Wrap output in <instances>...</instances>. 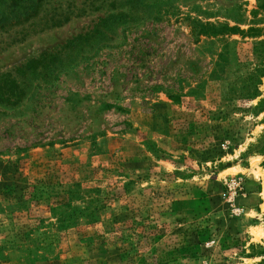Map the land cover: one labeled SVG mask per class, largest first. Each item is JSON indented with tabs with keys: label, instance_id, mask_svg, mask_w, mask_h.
<instances>
[{
	"label": "rangeland",
	"instance_id": "1",
	"mask_svg": "<svg viewBox=\"0 0 264 264\" xmlns=\"http://www.w3.org/2000/svg\"><path fill=\"white\" fill-rule=\"evenodd\" d=\"M0 1V264L263 261L264 0Z\"/></svg>",
	"mask_w": 264,
	"mask_h": 264
},
{
	"label": "trees",
	"instance_id": "2",
	"mask_svg": "<svg viewBox=\"0 0 264 264\" xmlns=\"http://www.w3.org/2000/svg\"><path fill=\"white\" fill-rule=\"evenodd\" d=\"M14 1V0H12ZM45 0H17L15 1V4L12 5H16L19 8L23 9V11H29V10H34V13L36 12V10L38 8L41 7V5L43 4ZM2 3V1H0V4ZM262 9H264V4L261 6ZM4 21H6L5 16L3 18L0 19V23H3ZM106 20H103L101 22V25L104 26L105 25ZM4 26V25H3ZM2 27V26H1ZM199 32L197 33L198 35H202V36H206V37H210L213 35H219L221 33V30L223 27L221 26V28H217L214 27L211 24L208 25H204V24H199ZM224 34H235V33H243V31L239 30L238 28H234V27H228V28H223ZM94 34L98 33V30H94L93 32ZM79 39H85L83 36H77L74 39H72L70 42L67 43V47H72L74 46ZM219 60L224 61L223 59V54H218ZM217 67L221 68L220 63L217 64ZM263 73V70L259 69V68H255L252 72H250V74L244 79L245 85H248L247 88L243 89L244 90V96L246 97V99H251V98H255L256 96V90L254 89L255 87V82L256 79L259 78V75H261ZM196 88L194 89H190L189 94L191 95H195L196 92ZM181 95L179 94H169V97L175 100H178L179 97ZM250 248L252 249V254H260L264 256V246L262 245H258V246H250ZM259 264H264V259L262 262H260Z\"/></svg>",
	"mask_w": 264,
	"mask_h": 264
}]
</instances>
